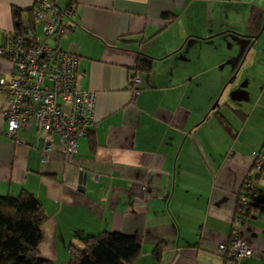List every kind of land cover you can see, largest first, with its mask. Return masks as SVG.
<instances>
[{
  "label": "crops",
  "instance_id": "crops-1",
  "mask_svg": "<svg viewBox=\"0 0 264 264\" xmlns=\"http://www.w3.org/2000/svg\"><path fill=\"white\" fill-rule=\"evenodd\" d=\"M35 1L0 0V46L14 9L22 25L34 22ZM57 1L61 46L79 58L81 87L97 93L95 123L74 163L55 135L43 161L42 127L14 140L0 114V195L41 201V256L67 264L81 238L118 231L141 245L133 264H223L219 245L240 229L254 252L239 264H264V168L252 169L264 146V0ZM141 55L153 66L132 88ZM11 71L0 57V77ZM251 169L256 209L238 222Z\"/></svg>",
  "mask_w": 264,
  "mask_h": 264
},
{
  "label": "built area",
  "instance_id": "built-area-1",
  "mask_svg": "<svg viewBox=\"0 0 264 264\" xmlns=\"http://www.w3.org/2000/svg\"><path fill=\"white\" fill-rule=\"evenodd\" d=\"M65 9L57 0H36L33 6L34 22L23 25V33H11L6 44L0 46V57L10 61L9 77H0V94L5 104L0 109L8 125L7 135L18 140L22 128L38 124L44 131L43 161L55 147L52 136L60 140L67 163H74L79 141L88 135L95 123L97 93L80 85L79 58L65 50L61 40L67 31L63 17ZM42 25L39 30L37 25ZM143 81L141 72H132L128 85L138 87ZM135 90L133 93H138ZM253 170L264 168V146L253 151ZM249 171L238 195L236 216L243 221L246 206L255 190V174ZM253 246L235 229L227 242L219 245L223 264H239L252 255Z\"/></svg>",
  "mask_w": 264,
  "mask_h": 264
},
{
  "label": "trees",
  "instance_id": "trees-1",
  "mask_svg": "<svg viewBox=\"0 0 264 264\" xmlns=\"http://www.w3.org/2000/svg\"><path fill=\"white\" fill-rule=\"evenodd\" d=\"M31 10L33 13V8ZM14 13L15 32L21 34L24 30L21 11L14 9ZM152 66L153 59L141 55L135 70L150 73ZM255 209L250 200L243 220H247ZM47 219L41 201L34 194L23 191L18 195H0V264H55L40 254L43 225ZM158 252L160 248H157ZM140 254L141 245L135 236L103 231L81 238L80 247L72 244L67 264H133Z\"/></svg>",
  "mask_w": 264,
  "mask_h": 264
},
{
  "label": "water",
  "instance_id": "water-1",
  "mask_svg": "<svg viewBox=\"0 0 264 264\" xmlns=\"http://www.w3.org/2000/svg\"><path fill=\"white\" fill-rule=\"evenodd\" d=\"M87 174L84 171H81L80 178H79V184L80 188L83 190V186L86 182Z\"/></svg>",
  "mask_w": 264,
  "mask_h": 264
}]
</instances>
